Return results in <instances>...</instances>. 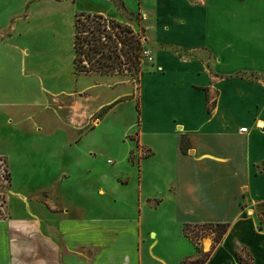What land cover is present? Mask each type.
I'll return each mask as SVG.
<instances>
[{
	"label": "crops",
	"instance_id": "crops-1",
	"mask_svg": "<svg viewBox=\"0 0 264 264\" xmlns=\"http://www.w3.org/2000/svg\"><path fill=\"white\" fill-rule=\"evenodd\" d=\"M121 1L152 50L135 139L149 154L124 184L118 167L57 183L63 215L1 218L0 264H180L197 255L184 224L203 223L228 224L198 243L205 264H264V0Z\"/></svg>",
	"mask_w": 264,
	"mask_h": 264
},
{
	"label": "rangeland",
	"instance_id": "rangeland-1",
	"mask_svg": "<svg viewBox=\"0 0 264 264\" xmlns=\"http://www.w3.org/2000/svg\"><path fill=\"white\" fill-rule=\"evenodd\" d=\"M86 1L0 0V219L63 215L69 208L60 203L57 183L75 171L97 182L118 167L111 179L124 184L128 167L149 154L135 141L141 80L153 62L144 15L121 0H108L106 7ZM87 12L128 23L143 36L140 73L109 75L74 66V24ZM189 234L212 246L217 236L200 227Z\"/></svg>",
	"mask_w": 264,
	"mask_h": 264
},
{
	"label": "trees",
	"instance_id": "trees-1",
	"mask_svg": "<svg viewBox=\"0 0 264 264\" xmlns=\"http://www.w3.org/2000/svg\"><path fill=\"white\" fill-rule=\"evenodd\" d=\"M73 63L85 72L101 74H125L135 76L141 71V57L145 51L143 36L128 23L102 13H80L74 24ZM185 139L180 142V149L185 152ZM211 228L217 232L214 247L226 233L227 223L184 224L183 233L195 245L197 255L185 258L180 264H205L211 250L203 252L198 243L190 236V228ZM241 264H251L239 254Z\"/></svg>",
	"mask_w": 264,
	"mask_h": 264
},
{
	"label": "built area",
	"instance_id": "built-area-1",
	"mask_svg": "<svg viewBox=\"0 0 264 264\" xmlns=\"http://www.w3.org/2000/svg\"><path fill=\"white\" fill-rule=\"evenodd\" d=\"M240 131L245 132L246 131V128L245 127H242V128H240Z\"/></svg>",
	"mask_w": 264,
	"mask_h": 264
},
{
	"label": "bare ground",
	"instance_id": "bare-ground-1",
	"mask_svg": "<svg viewBox=\"0 0 264 264\" xmlns=\"http://www.w3.org/2000/svg\"><path fill=\"white\" fill-rule=\"evenodd\" d=\"M258 127H259V128H262V127H263V125H262V124H258ZM109 163H110V162H109Z\"/></svg>",
	"mask_w": 264,
	"mask_h": 264
}]
</instances>
